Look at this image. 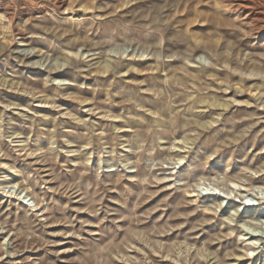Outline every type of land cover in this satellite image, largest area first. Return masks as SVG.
<instances>
[{
  "label": "rangeland",
  "instance_id": "obj_1",
  "mask_svg": "<svg viewBox=\"0 0 264 264\" xmlns=\"http://www.w3.org/2000/svg\"><path fill=\"white\" fill-rule=\"evenodd\" d=\"M233 1L0 0V264H264V8Z\"/></svg>",
  "mask_w": 264,
  "mask_h": 264
},
{
  "label": "bare ground",
  "instance_id": "obj_2",
  "mask_svg": "<svg viewBox=\"0 0 264 264\" xmlns=\"http://www.w3.org/2000/svg\"><path fill=\"white\" fill-rule=\"evenodd\" d=\"M228 1V0H227ZM233 1V0H232ZM236 1H239L237 4H235V8H236V10L235 11H237V12H240V13H242V12H244L245 11V9H247V8H249L250 10L252 9H257V8H264V5L263 4H261V3H259V2H257L256 0H236ZM234 2V1H233ZM223 5V4H222ZM249 11V10H248ZM259 12H261V11H259ZM261 13H263V11L261 12ZM246 14V13H245ZM241 15V14H240ZM257 15V14H256ZM247 18L248 19H252L253 21H258L259 20V18L258 17H254V14H250V13H248V15H247ZM104 69L106 70L108 67H109V63H108V61H106L105 63H104ZM3 80H4V78H3ZM48 101V100H47ZM208 104V103H207ZM225 107V106H224ZM233 184V183H232ZM235 186H237L236 184H235ZM246 192V191H245ZM246 205L247 206H253L254 205V203H252V202H247L246 203ZM226 219V218H225ZM229 220V219H228ZM256 224V223H255ZM257 229V228H256ZM243 230H245V233L244 234H249V236L247 237V238H245L244 240H246L247 241V248H249V250H250V252L251 253H254L256 250H257V248L259 247V246H257L256 244H257V242L256 241H258V237H260V234L259 233H257V230H255L254 228H251V227H249V226H246V225H244V228H243ZM261 238V237H260ZM246 251V250H245ZM264 254V253H263Z\"/></svg>",
  "mask_w": 264,
  "mask_h": 264
}]
</instances>
